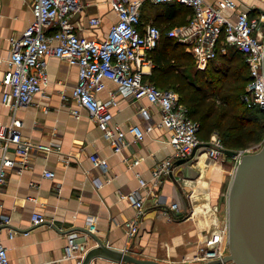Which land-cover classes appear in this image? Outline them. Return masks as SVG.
<instances>
[{
	"label": "crops",
	"instance_id": "1",
	"mask_svg": "<svg viewBox=\"0 0 264 264\" xmlns=\"http://www.w3.org/2000/svg\"><path fill=\"white\" fill-rule=\"evenodd\" d=\"M171 4L179 3L146 0L141 8L143 25L154 23L168 33L188 23L190 12L169 19L167 8ZM32 6L33 0H0V140L7 135L14 114V109L3 102L5 79L11 69L10 38L20 35L33 20ZM239 8L259 14L264 11V0H239ZM92 17H99V24H91ZM71 20L80 34L104 38L118 20V13L112 0H81V8ZM160 53L158 49L156 54ZM46 60L49 83L16 114L23 120L25 138L53 144L57 149H35L26 162L15 152L13 143L7 150L16 165L8 168L0 187V214H9L10 227L16 230L13 237L9 227L3 230L11 264H81V258L66 257L67 232L72 229L80 232L89 247L99 238L137 257L164 264H201L193 260L201 248L221 243L228 246V195L238 160L225 152L212 158L200 147L188 162L177 164L181 158L175 157L172 130L162 124L160 107L147 98L137 100L120 93H114L112 124H120L127 134L123 148L116 151L89 111L73 96L79 67L57 56H47ZM144 70L146 80L171 86L164 85L169 74L163 67L157 68L152 59L145 62ZM117 88V82L106 80L98 95L109 100ZM140 106L149 109V118L141 114ZM135 124L152 128L139 140L129 131ZM3 154L0 144V160ZM92 154L105 158L108 167L95 165ZM168 160L176 164L174 169L171 166L174 174L165 171L156 176L155 171ZM46 170H51L52 176H46ZM133 190H139L144 199L141 215L128 198ZM34 212L43 213L45 221L34 224ZM130 220H136L139 227L134 235L126 226ZM91 264L121 263L97 257Z\"/></svg>",
	"mask_w": 264,
	"mask_h": 264
},
{
	"label": "built area",
	"instance_id": "2",
	"mask_svg": "<svg viewBox=\"0 0 264 264\" xmlns=\"http://www.w3.org/2000/svg\"><path fill=\"white\" fill-rule=\"evenodd\" d=\"M146 0H112V6L118 13V20L112 25L104 38L89 37L80 34L72 23V16L81 8V0H33V20L20 35H13L11 53L8 58L10 71L6 75L3 102L14 109L7 135L0 140L4 154L0 160V187L5 183L8 168L16 165V160L7 155L11 143L17 154L28 160L33 150L51 152L57 149L53 144L34 142L25 138L21 132L23 120L16 110L33 101L34 96L44 90L49 83L47 56H57L69 60L79 67V79L73 90V96L79 106L86 108L115 145L121 150L125 144L126 130L120 124H112L114 117L112 105L116 103V93L134 99L147 98L160 107L161 120L172 130L171 142L176 158L191 157L202 147L212 158L224 153V144L218 133L210 140L200 137V123L189 114L188 107L180 101L179 93L171 88L161 87L145 79L144 64L151 61L147 52L153 49L161 39L162 29L154 23L143 25L141 8ZM157 4L183 3L192 7L193 12L188 23L169 30V34L187 45L199 68L204 69L229 47L237 48L248 64L250 81L241 94V100L249 107L264 111V11L252 14L239 8V0H150ZM99 17H92L91 24L97 25ZM2 59L0 58V61ZM106 80H114L118 88L112 98L104 100L98 92L106 87ZM115 93V94H114ZM140 112L146 118L150 111L140 106ZM79 116L78 110H75ZM140 125H132L129 131L137 139L145 137L146 130ZM242 151V150H241ZM243 152V151H242ZM95 165L108 167L105 158L92 154ZM173 163L168 160L158 170L171 171ZM46 170V176H52ZM96 182L101 185L99 178ZM141 184L146 181L141 179ZM129 200L138 208L139 215L145 211L144 199L139 190L128 194ZM177 208L178 204L174 203ZM45 221L41 212H34V224ZM11 216L0 214V264H11L8 247L4 242L3 230L9 227L13 237L16 230L10 227ZM129 233L138 232L136 220L126 222ZM228 230V228H227ZM66 257L83 258L90 248L77 230L67 232ZM227 245L223 243L201 248L194 256L196 262L223 259L227 254ZM220 264H236L223 261Z\"/></svg>",
	"mask_w": 264,
	"mask_h": 264
},
{
	"label": "trees",
	"instance_id": "3",
	"mask_svg": "<svg viewBox=\"0 0 264 264\" xmlns=\"http://www.w3.org/2000/svg\"><path fill=\"white\" fill-rule=\"evenodd\" d=\"M167 12L169 19H173L176 15L185 14L184 12L192 13L193 9L179 3L168 6ZM158 49L160 54H156ZM150 54L157 68L163 67L169 74L164 85L171 86L164 88L178 91L180 101L188 107L190 116L200 123L199 134L203 140L208 141L216 132L225 148L231 149L246 148L256 140L263 128V119L257 114L264 111L251 108L241 100V94L251 79L248 64L241 51L229 47L227 52L221 53L216 59L220 65L212 66L213 62H210L209 68L216 71L212 72L216 78L207 69H198L195 75L191 74L195 68L193 54L184 42L169 33H162L160 41L151 49Z\"/></svg>",
	"mask_w": 264,
	"mask_h": 264
},
{
	"label": "water",
	"instance_id": "4",
	"mask_svg": "<svg viewBox=\"0 0 264 264\" xmlns=\"http://www.w3.org/2000/svg\"><path fill=\"white\" fill-rule=\"evenodd\" d=\"M223 150L231 157H239L228 195L229 252L223 259H213L201 264H220L223 261L264 264V143L255 152L243 153L231 148ZM190 159L191 157L181 158L177 164L186 163ZM173 172L171 170L170 174L173 175ZM97 257L121 264H164L159 260L137 257L130 251L113 247L99 238L97 244L85 253L81 264H91Z\"/></svg>",
	"mask_w": 264,
	"mask_h": 264
},
{
	"label": "rangeland",
	"instance_id": "5",
	"mask_svg": "<svg viewBox=\"0 0 264 264\" xmlns=\"http://www.w3.org/2000/svg\"><path fill=\"white\" fill-rule=\"evenodd\" d=\"M212 62H213V64H211L212 66L213 65H220L218 60H214ZM209 67H210V64L208 66H206L204 69H207L208 72H211V76H213V78H216V76L214 74H212V72H216V71L210 70ZM198 69H202V68H199L198 63L195 60V68H193L191 74H194L195 75ZM213 69H215V68H213ZM257 116L259 118H262L263 119V121H262L263 128L260 131V133L257 135L258 137L256 138V140L255 141H252L251 144L248 147H246V148H239V150H242L243 153L244 152H255V151H258L259 149H261V147H262V145L264 143V113H258ZM213 135H214V133L212 134V136L210 137V139L213 138ZM238 159H239V157H236V160H238Z\"/></svg>",
	"mask_w": 264,
	"mask_h": 264
}]
</instances>
